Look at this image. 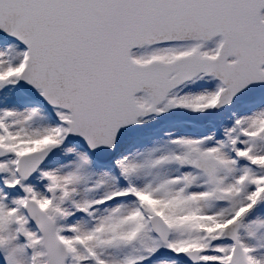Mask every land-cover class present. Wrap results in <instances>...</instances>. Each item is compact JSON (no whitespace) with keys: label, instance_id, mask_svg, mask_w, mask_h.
I'll return each instance as SVG.
<instances>
[{"label":"snow or ice","instance_id":"obj_1","mask_svg":"<svg viewBox=\"0 0 264 264\" xmlns=\"http://www.w3.org/2000/svg\"><path fill=\"white\" fill-rule=\"evenodd\" d=\"M0 264H264V0H0Z\"/></svg>","mask_w":264,"mask_h":264}]
</instances>
